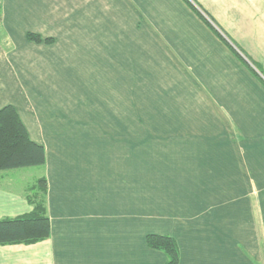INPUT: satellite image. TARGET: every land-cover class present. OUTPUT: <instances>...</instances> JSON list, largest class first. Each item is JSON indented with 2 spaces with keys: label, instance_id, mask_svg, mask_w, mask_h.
Segmentation results:
<instances>
[{
  "label": "crops",
  "instance_id": "crops-1",
  "mask_svg": "<svg viewBox=\"0 0 264 264\" xmlns=\"http://www.w3.org/2000/svg\"><path fill=\"white\" fill-rule=\"evenodd\" d=\"M189 1L199 12L187 0H0V109L13 105L45 147L51 221L48 239L0 246V264H164L150 233L176 239L178 264H264V0ZM70 74L130 121L137 80L196 130L144 136L155 150L86 134L95 118H69ZM12 170H0V219L33 209L32 183Z\"/></svg>",
  "mask_w": 264,
  "mask_h": 264
},
{
  "label": "rangeland",
  "instance_id": "rangeland-1",
  "mask_svg": "<svg viewBox=\"0 0 264 264\" xmlns=\"http://www.w3.org/2000/svg\"><path fill=\"white\" fill-rule=\"evenodd\" d=\"M101 34L102 35L100 37L101 39H103L104 36H108V34L111 35L113 33L103 31L101 32ZM123 40V38L119 39V34H117L116 42H123ZM88 48H91L89 52H92L93 54L94 50L92 47H81V52L87 50ZM106 50H108L107 47ZM74 54H76V52H72V49H70V52H68L69 66L78 70V63ZM98 57L101 58L100 55H98ZM135 63L137 62L135 61ZM135 71L136 68H134V76L137 74V72L135 73ZM90 80L93 81V79ZM90 80H82L81 77H76L75 75L71 74L68 78V87L71 91L67 97V102L69 106V118H78V116H80L79 119L83 118V120L84 118H95V121L92 120V126L88 128L79 127V130H86V134H116L122 136L131 135L133 136V140L135 141L134 145L138 146L141 150V146H143L144 148L146 146H152L151 148H153L158 145L156 143L150 142L140 143V141L145 140L144 136L150 137L154 135H175L177 133H189V129L192 132H195L196 130L195 128L191 129L186 126L183 121H179L178 116H174L175 114H173V112H170V109H167V107H170L168 103L171 102L166 99V97H163L162 95L158 96L156 92L152 93L153 91L148 92L145 86L141 88L137 85V80L133 79L132 81V99L134 107L132 111L133 116L131 121L127 119L129 118L128 112L126 113L125 117V111L121 109L119 103L117 105L115 104V106H112L108 102V96L92 92ZM51 97L53 103L58 101L56 95H52ZM82 99L84 100L83 108L81 103ZM164 102L168 103L164 104ZM98 103L100 104V107H98ZM93 108L96 109L97 116L95 111L92 110ZM100 108L103 109L102 112V109ZM113 108H117L118 110H115ZM171 108H174L173 105H171ZM144 114L146 115V117L143 116ZM168 115L170 116L167 118ZM141 118H143V120H141ZM112 120H115V124L112 123ZM70 129L74 130L76 128L75 126H73ZM146 141H149V139H146ZM160 144L166 145L167 149H169L168 146H171L170 143ZM177 148L178 146L176 145V149ZM148 152L150 156V153L152 152L151 149H149ZM141 156L142 154L140 153V157ZM152 161L155 162V159ZM12 171L21 172L25 176L24 183L25 181H27L28 183L30 182L32 184L36 182L37 177L44 173L43 171H41V169H39V167L33 166L19 168ZM22 174H20L21 177ZM32 184L30 185V187L32 186Z\"/></svg>",
  "mask_w": 264,
  "mask_h": 264
},
{
  "label": "trees",
  "instance_id": "trees-1",
  "mask_svg": "<svg viewBox=\"0 0 264 264\" xmlns=\"http://www.w3.org/2000/svg\"><path fill=\"white\" fill-rule=\"evenodd\" d=\"M187 1L194 7L189 0ZM203 18L212 26L207 18L204 16ZM213 29L222 37L217 29L214 27ZM27 38L37 42L53 41L52 37L44 39L33 32H29ZM240 57L242 58V56ZM246 64L249 66L248 62ZM45 161L44 145L31 139L16 108L13 105L2 107L0 109V170L32 166L42 168ZM47 192V179L45 175H41L32 184L27 194L33 209L22 215L0 219V246L32 244L50 237L51 221L46 208ZM147 243L150 248L163 251L167 255V261L164 264L179 263V246L172 236L150 233L147 236Z\"/></svg>",
  "mask_w": 264,
  "mask_h": 264
}]
</instances>
